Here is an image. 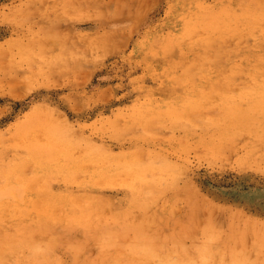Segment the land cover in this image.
I'll return each instance as SVG.
<instances>
[{"label": "rangeland", "instance_id": "obj_1", "mask_svg": "<svg viewBox=\"0 0 264 264\" xmlns=\"http://www.w3.org/2000/svg\"><path fill=\"white\" fill-rule=\"evenodd\" d=\"M221 1L229 0H0V163L23 159L28 162L22 173L30 175L35 166L30 154L57 153L49 157L57 166L34 179L30 200L21 202L19 212L30 230L20 234L42 241L58 233L65 202L49 194L87 191L95 168L109 167L113 174L104 175L109 181L99 185L101 198L90 210L100 221L121 218L130 183L159 173L162 160L178 168L177 178L162 197L149 200L142 213L146 224L170 232L175 218L187 213L198 227L208 218L224 221L229 211L264 221V114L256 113L259 137L253 130L225 134L217 121L223 120L220 96L237 99L246 87L261 86L257 78L264 72L251 74L248 66L233 71L242 49L257 36L217 37L211 46L224 50L220 61L217 53L209 55L216 63L212 71L202 52L191 53L197 47L191 37H176L178 4L203 16ZM197 34L202 41L203 33ZM188 54L195 60L191 73ZM183 121L186 125H176ZM251 145L254 150H248ZM68 153V161L80 165L72 177L63 166ZM143 163L159 168L141 176L129 170ZM181 189L191 200L175 195ZM46 207L55 214L41 213Z\"/></svg>", "mask_w": 264, "mask_h": 264}, {"label": "bare ground", "instance_id": "obj_2", "mask_svg": "<svg viewBox=\"0 0 264 264\" xmlns=\"http://www.w3.org/2000/svg\"><path fill=\"white\" fill-rule=\"evenodd\" d=\"M182 4L184 3H180L176 7L178 12L176 16L178 26L176 37L183 39V36L187 37L188 35L192 38L193 43H197V47H202H195L191 53L196 55L198 52H202L209 70H214V64H216L210 56L217 53V60L220 61L221 56L219 55L224 50L214 48L211 44L219 36L236 34L238 37L256 35L257 41L251 42L250 50L242 49L244 52L243 59L235 61L233 71H239L243 66H248L251 74L264 72V0L221 1L218 8L208 7V12L203 16L192 7L187 9ZM198 30L203 33L204 39L202 41L197 40ZM189 58L188 71L190 72L195 60L190 55ZM220 78L224 79L223 77ZM257 79L261 82V86L256 89L246 87L245 93L237 99L235 98L236 95L219 97L218 100H220L221 105H219V109L224 121L219 120L220 118L216 119L220 123L223 121L222 124L219 123V126L221 125V128H219L222 129L223 133L239 134L238 132L241 130L257 132L258 129H256V125L254 126L257 121L256 116H258L256 113L264 114V78ZM222 86H219L220 89ZM219 87L217 88L219 89ZM212 88L215 89L216 87L212 86ZM208 90L211 91L212 89ZM244 96H250L252 101L244 102ZM209 98H211L210 95ZM199 104L201 103L199 102ZM189 109L196 111L195 109ZM199 111L201 112V110ZM200 112H198L199 115ZM183 114L185 115V113ZM215 115L218 117V114ZM189 116V118H192L190 114ZM206 116L208 117V115ZM196 117L194 114L195 122ZM208 119L205 120L209 122ZM202 120H199V122ZM215 120L213 122L216 126L217 121ZM206 121H203V123H206ZM186 122L188 121L186 120ZM261 122H264V120ZM182 123L184 124V121L176 125ZM192 125L189 126L196 127L195 124ZM262 127L264 128V126ZM258 128L260 127L258 126ZM260 132L256 133V137L260 136ZM62 141L66 143L67 140L62 139ZM262 141L264 143V140ZM259 143L261 145V142ZM219 145L222 146L223 143L220 141ZM254 147L255 145H251L248 150H254ZM218 151L220 152V149ZM56 154L49 150L30 154L29 157L34 159L35 165L34 171H31L32 174L30 175L22 173L25 171L23 168L28 161L20 159L16 160V163L15 160L9 163L4 161L0 163V264H264V221H261L259 217H242L239 213L229 211L230 213L227 214L224 221L217 222L212 218H208L201 226L197 227L192 215L187 213L184 217L175 218L177 220L172 223L174 230H168L170 232L164 231L160 225L155 227L145 223L147 219L142 213L149 204V200L162 197L166 193L165 190L174 186L177 178L178 168L174 170V165L171 166L166 160L163 161L162 159L160 160L164 164H161L166 169L160 168L159 173L156 174L155 172L152 177H141L138 183H130L128 192L123 199L124 207L122 208L121 218L116 220L114 218L112 222L100 221L95 212L90 210L91 204L101 198L97 191L99 185L109 181V177H104V175L107 172L113 174L112 168H95L92 178L86 182L88 185L87 191L75 196H73L74 193L67 191L49 194L54 202H65L63 205L65 217L62 224L64 226L58 233H51L42 241L20 234V232L30 230L26 228L27 224L22 220L26 216L24 213L19 212L21 205H24L21 202L25 201L27 203L30 200L33 180L44 173H50L49 168L57 166L53 163V159L49 158ZM69 156L68 153L63 166L68 172L67 175L72 177L80 165L76 160L68 161ZM159 157L158 155L157 158L159 159ZM243 158L244 156H241L240 160H243ZM246 158L244 159L245 162ZM37 162H40L41 165H38ZM167 165L170 167H167ZM150 168H159V166L143 163L130 166L129 170H136L141 176L146 169ZM171 170L175 171L174 175H171ZM175 195L188 196L191 200L187 190L181 189ZM53 208L46 207L41 213L52 216L55 214ZM171 222L172 219H168L166 225ZM174 223L178 229L174 226ZM48 225H45V227ZM78 232H82L83 236L78 237ZM250 237L252 243L249 245L248 239ZM252 252L254 253L253 256L251 255Z\"/></svg>", "mask_w": 264, "mask_h": 264}]
</instances>
